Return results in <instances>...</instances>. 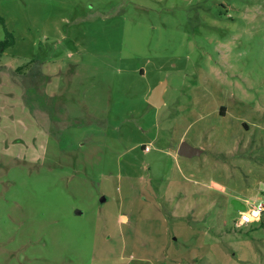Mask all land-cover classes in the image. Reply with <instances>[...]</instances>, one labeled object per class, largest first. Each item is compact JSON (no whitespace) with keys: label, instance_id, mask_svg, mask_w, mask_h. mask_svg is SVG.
Segmentation results:
<instances>
[{"label":"rangeland","instance_id":"1","mask_svg":"<svg viewBox=\"0 0 264 264\" xmlns=\"http://www.w3.org/2000/svg\"><path fill=\"white\" fill-rule=\"evenodd\" d=\"M0 16V264H264V0Z\"/></svg>","mask_w":264,"mask_h":264},{"label":"water","instance_id":"2","mask_svg":"<svg viewBox=\"0 0 264 264\" xmlns=\"http://www.w3.org/2000/svg\"><path fill=\"white\" fill-rule=\"evenodd\" d=\"M166 85L167 82L163 81L159 83L151 92V95L149 97V103L153 106H162L165 103V90H166ZM204 153V149L198 146H194L190 144L187 140H183L179 147H178V154L180 156L184 157H195V156H200ZM106 198L103 196L101 198V201H105ZM233 204L237 210H245L247 208V205L239 200V199H233Z\"/></svg>","mask_w":264,"mask_h":264},{"label":"trees","instance_id":"3","mask_svg":"<svg viewBox=\"0 0 264 264\" xmlns=\"http://www.w3.org/2000/svg\"><path fill=\"white\" fill-rule=\"evenodd\" d=\"M0 21L2 23H4V20L3 18L0 16ZM14 42V36L11 32L7 31V37L5 40H3L1 43H0V58L3 54V51L5 50V48L8 46V45H11L12 43ZM27 65V64H26ZM26 65H22V66H19L16 70L21 72L25 69ZM0 69H1V65H0Z\"/></svg>","mask_w":264,"mask_h":264},{"label":"clouds","instance_id":"4","mask_svg":"<svg viewBox=\"0 0 264 264\" xmlns=\"http://www.w3.org/2000/svg\"><path fill=\"white\" fill-rule=\"evenodd\" d=\"M260 210H261V209H260V206L257 205V211L254 213V216H255V218H256L257 220H259ZM241 216H242V220H241V222L252 219V217L249 216L247 213H242Z\"/></svg>","mask_w":264,"mask_h":264},{"label":"built area","instance_id":"5","mask_svg":"<svg viewBox=\"0 0 264 264\" xmlns=\"http://www.w3.org/2000/svg\"><path fill=\"white\" fill-rule=\"evenodd\" d=\"M147 149H150V147L149 146H147ZM257 205H259L260 206V213L263 211V204H261V203H259V204H255V205H253L252 207H250L248 210V212H249V216L251 215L252 217H255L254 216V213L257 211Z\"/></svg>","mask_w":264,"mask_h":264}]
</instances>
